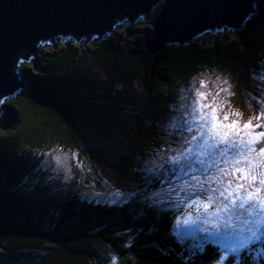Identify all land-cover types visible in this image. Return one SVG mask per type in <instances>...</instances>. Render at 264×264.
<instances>
[{"label": "trees", "instance_id": "16d2710c", "mask_svg": "<svg viewBox=\"0 0 264 264\" xmlns=\"http://www.w3.org/2000/svg\"><path fill=\"white\" fill-rule=\"evenodd\" d=\"M255 10L233 35L166 42L160 48L154 40L153 47L149 45V33H143L146 27H141L142 38L138 35L131 39L127 53L122 54L123 65L134 73L142 88L141 97L126 85L105 100L89 105L83 101L85 95L74 101L57 95L53 68L60 63L78 67L86 59L87 51L74 42L44 48L48 57L39 61L38 70H30L28 65L20 68L26 90L8 99L1 113L0 262L41 264L30 253L33 240L39 238L56 249L55 257L45 264H108L101 255L104 249L118 258L134 257L133 264H253L259 257L260 264H264V250L256 258L245 250L228 254L225 250L229 243L222 239L197 242L192 234L172 232L176 217L189 211L146 203L148 190H155L158 182L155 179L145 183L143 179V165L150 150L167 146L163 140L170 132L163 127L162 119L168 107H174L176 88L187 82L186 77L215 70L226 74L227 80L233 76L244 82L239 66L242 60L248 57L254 64L262 61L264 0H257ZM119 40L116 31L97 42L96 57L107 60L118 56L124 50ZM147 47L153 51L148 52ZM242 82L230 88L231 101L238 111H244L254 96L242 88ZM10 138L29 144H40L49 138L62 142L72 148L79 161H88L114 187L131 190L137 196L126 205H105L79 200L74 194L56 202L51 194L44 198L37 219L30 212L20 216L22 210L16 209V191L12 188L26 175L27 168L21 156L2 148ZM198 190L209 189L204 186ZM200 209H204L203 205L191 215ZM16 212L18 226L11 222L15 220H9ZM45 220L49 225L38 230L37 224Z\"/></svg>", "mask_w": 264, "mask_h": 264}, {"label": "rangeland", "instance_id": "374dc122", "mask_svg": "<svg viewBox=\"0 0 264 264\" xmlns=\"http://www.w3.org/2000/svg\"><path fill=\"white\" fill-rule=\"evenodd\" d=\"M156 12L157 7L152 10L150 16L144 22H134L131 25V30L129 29V24H118L114 28V33L112 32L108 36H113L117 31L120 38L118 42L122 43V49L124 50L112 59L103 60L96 57L94 47L97 42L94 40L86 44L74 42L81 50L87 51L86 59L81 62L78 67L67 63H60L53 68L56 94L67 101H74L77 96L85 95L83 101L89 105L105 100L111 92L113 93L119 90L123 85H126L133 90L136 96L141 97L142 88L138 85L134 73L125 64L123 65L124 56H122V54L127 53L126 49L128 45H131V39H134L135 36L138 35H141L139 38H142L143 34L139 31L141 27H146L143 33H149L147 39L151 37V20L154 18ZM236 31L237 30L222 28L221 30H214L211 33H202L197 37L205 39L213 38L221 34L233 35ZM70 42L73 41L67 38L64 42H60V40L57 39L56 46H53L51 43L42 44L40 46L41 48H39L40 56L37 62L35 59L23 61L20 64V68L28 65L30 70L40 69L41 65H39V61L48 57V53L43 51L44 48L55 49L60 45ZM261 60L262 61L257 64H254V60L248 57L242 60L239 66L244 72L240 75L242 78L244 76V82L240 79L234 80L233 76L230 80H227L226 74L215 70L200 71L186 77L187 82L184 85H178L176 88L178 92L175 94L174 100H176V102L174 107H172L171 104L162 119L163 127L170 132V135L167 134L164 140L162 138L167 146H163L161 149L160 147H155L153 150H150L147 155L148 160L143 165L144 171H146V169L156 168L153 175L158 182V187L155 186V190H148L145 196V198H148V204H162L165 207L170 205L176 209L179 208L189 211V213L183 211L176 217L174 220L175 227L171 230L172 232H177L183 236H190L192 234L197 242H200L199 240L211 241L222 239L229 243L227 246L229 249L233 247L238 240L250 238L251 233L249 232V228H251L255 231L257 238L248 243L243 249L238 250L237 253L245 250L254 258L258 257L264 250V216L248 215L246 208L241 209L239 207L241 203L239 199L234 208L230 206L229 210L225 211L223 204L227 201H223V198L219 196L218 192L213 194V200L210 202L209 208L200 209L201 211L196 214L191 215L190 213L193 210L196 211L200 205H203L204 199H206L205 202H209L207 201V196L210 187L223 190V185H217L211 180L212 176L219 177L221 175L218 171L219 168L225 167V165L221 163L223 157L219 155L218 149H209L208 151L211 155L205 154L203 156H198V145L203 142L202 139H198L191 142L190 146L192 147V151L186 154L187 162L184 167L165 165L164 169H159L156 166L163 163L168 157L175 155L176 150L180 148V132L177 127H174L176 121L173 118L180 116L181 104L185 102V98L190 100V92L194 89H200L204 92L211 90L213 93L220 91V89H228V91H220L217 101L223 103L224 110L232 114L231 119L247 121L250 117L254 118L259 115L262 111L261 102H264V57ZM21 76H23V73H21ZM202 80L207 82V87L200 88V82ZM241 82L243 83L242 88H245V90H248L250 93H254L252 102H256L255 105L252 104V102H248L249 106L246 107L244 111H238L236 109L237 107L231 101V96H233V94L229 95L230 90ZM248 84L250 87H248ZM25 90L26 86L19 89L15 96L7 98L6 102L8 99L18 97L24 93ZM134 108L137 110L139 104L134 105ZM235 113H240V116H236ZM2 114L0 115V129L1 125H3ZM195 134L196 133L193 132L191 135ZM184 135L188 136L189 134L184 133ZM8 140L9 141L5 145H2V148H8L13 154L21 156L23 164L27 168L26 175L17 181L12 188V190L16 191V209L22 210L20 216L30 212L34 215L35 219H37L44 198L51 194L55 197L56 202L74 194L79 200L95 204L110 205L113 204L112 201L116 199L112 194L117 190L124 195L116 204H121L124 200H129L132 194L135 193L131 190L114 187L102 177L88 161H79V156L75 155L72 148L62 142H58L51 138L40 144H29L24 140L12 138ZM159 142L162 141L157 140V143ZM211 143H213V141H209V144ZM229 159H231V157H229ZM49 161L52 162L51 166L48 165ZM198 161L203 162L201 163ZM189 164L191 167H188ZM201 184L209 190H198L201 188ZM8 190H11V188H8ZM153 193H155V195H152ZM140 194L141 193H139V195ZM51 201L52 199L50 198L49 202ZM193 201L196 203L193 204ZM55 209L56 207L54 210ZM17 214L18 212L14 213L11 218H9V220H15L11 221L14 225L18 224L19 217L17 218ZM229 219L234 227L226 228L224 224L229 221ZM184 221H187V223ZM213 224L218 225V231L213 227ZM37 225V229L42 230L45 229L49 223L45 220ZM205 228H207L208 231H204ZM2 243L6 242L3 241ZM32 246L33 248H31L30 253L35 256L38 263L45 264L46 261L55 257L56 249L45 239H34ZM227 250L225 251L228 254H232V252ZM101 255L108 264H112V258L116 257L109 249H104ZM261 258L262 257H259L253 264H260ZM8 263L9 261L0 262V264ZM15 264H17V261Z\"/></svg>", "mask_w": 264, "mask_h": 264}, {"label": "water", "instance_id": "95a60500", "mask_svg": "<svg viewBox=\"0 0 264 264\" xmlns=\"http://www.w3.org/2000/svg\"><path fill=\"white\" fill-rule=\"evenodd\" d=\"M257 0H0V100L25 86L20 64L40 56V46L57 39L99 42L118 24L151 20L152 40L184 43L205 32L241 30L256 13ZM148 52L153 51L147 47ZM0 104V114L4 110ZM134 257L119 258L133 264Z\"/></svg>", "mask_w": 264, "mask_h": 264}, {"label": "snow or ice", "instance_id": "6c2138e0", "mask_svg": "<svg viewBox=\"0 0 264 264\" xmlns=\"http://www.w3.org/2000/svg\"><path fill=\"white\" fill-rule=\"evenodd\" d=\"M205 87L207 82L202 80L200 88ZM220 91H228V89H220ZM220 91L213 93L211 90L204 92L194 89L190 92V100L185 98V102L180 106V116L173 118L176 121L174 127L180 132V148L176 150L175 155L168 157L156 167L159 169H164L165 165L184 167L187 162L186 154L192 151L191 142L202 139L203 142L198 145V156L211 155L209 149H218L219 155L223 157L221 163L225 165L224 168L218 169L221 173L219 177H211L217 185H223V190L210 187L207 201L211 202L213 194L218 192L223 201H227L223 204L225 211H228L230 206L234 208L239 199L241 200L239 207L246 208L248 215L264 216V102H261L262 111L256 117H250L247 121L231 119L232 114L224 110L223 103L217 101ZM229 95L232 93L229 92ZM4 102L6 98L0 100V104ZM235 115L240 116V113ZM193 132L196 134L191 135ZM184 133L189 135L185 136ZM209 141L213 143L209 144ZM51 163L49 161L48 165L51 166ZM188 167L191 165L189 164ZM155 170L156 168L146 169V176L143 178L145 183L156 179L153 175ZM200 187L203 188L204 185L201 184ZM112 195L116 197L112 203L116 204L124 194L117 190ZM135 195L136 193H133L129 200L123 201V204L129 203ZM145 202H148L147 197ZM209 202L203 204L205 209L210 207ZM195 203L193 201V204ZM213 227L219 230L218 225L213 224ZM224 227H234V225L229 219ZM204 231L208 229L205 228ZM249 232L250 238L238 240L227 251L237 252L257 238L253 229L249 228ZM112 264H119V258L113 257Z\"/></svg>", "mask_w": 264, "mask_h": 264}]
</instances>
